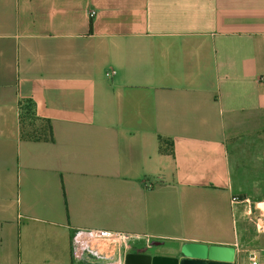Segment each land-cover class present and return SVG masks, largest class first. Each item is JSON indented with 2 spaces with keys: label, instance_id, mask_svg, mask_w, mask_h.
Masks as SVG:
<instances>
[{
  "label": "crops",
  "instance_id": "obj_1",
  "mask_svg": "<svg viewBox=\"0 0 264 264\" xmlns=\"http://www.w3.org/2000/svg\"><path fill=\"white\" fill-rule=\"evenodd\" d=\"M75 226L264 264V0H0V264Z\"/></svg>",
  "mask_w": 264,
  "mask_h": 264
},
{
  "label": "built area",
  "instance_id": "obj_2",
  "mask_svg": "<svg viewBox=\"0 0 264 264\" xmlns=\"http://www.w3.org/2000/svg\"><path fill=\"white\" fill-rule=\"evenodd\" d=\"M231 200H234L233 196ZM135 237H141L145 245L150 242L147 234L108 227L75 226L70 234L71 264H124L123 259L114 254L118 250L123 252ZM248 264H256V259H249Z\"/></svg>",
  "mask_w": 264,
  "mask_h": 264
},
{
  "label": "water",
  "instance_id": "obj_3",
  "mask_svg": "<svg viewBox=\"0 0 264 264\" xmlns=\"http://www.w3.org/2000/svg\"><path fill=\"white\" fill-rule=\"evenodd\" d=\"M234 245L197 240H184L178 254L126 249L124 264H233Z\"/></svg>",
  "mask_w": 264,
  "mask_h": 264
}]
</instances>
